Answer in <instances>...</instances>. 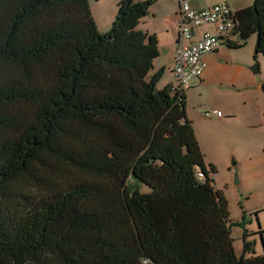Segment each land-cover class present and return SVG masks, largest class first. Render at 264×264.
Returning a JSON list of instances; mask_svg holds the SVG:
<instances>
[{"label":"trees","instance_id":"trees-1","mask_svg":"<svg viewBox=\"0 0 264 264\" xmlns=\"http://www.w3.org/2000/svg\"><path fill=\"white\" fill-rule=\"evenodd\" d=\"M89 3L0 0V264H264L246 231L234 253L185 92L150 75L155 0H120L103 34ZM234 19L221 46L255 34L264 58V0Z\"/></svg>","mask_w":264,"mask_h":264},{"label":"rangeland","instance_id":"rangeland-1","mask_svg":"<svg viewBox=\"0 0 264 264\" xmlns=\"http://www.w3.org/2000/svg\"><path fill=\"white\" fill-rule=\"evenodd\" d=\"M228 1L235 10L252 5V0ZM106 3L107 0H99L94 8L101 11ZM236 43H240V38ZM255 44L254 34L243 47L225 52V57L221 54L220 64H211L201 79H192L185 90L186 117L192 123L205 165H212L216 171L211 175L213 187L223 194L229 218L237 224L231 229L237 257L244 231L255 242L257 253L264 247V58L258 54L254 60ZM256 63L258 73H253L251 68ZM240 64L247 69L244 82L242 78L232 80ZM153 66L150 75L164 66L157 89L175 85L166 56L158 57ZM212 112H219L222 122L208 116ZM257 230L262 231L261 237L254 236Z\"/></svg>","mask_w":264,"mask_h":264},{"label":"built area","instance_id":"built-area-1","mask_svg":"<svg viewBox=\"0 0 264 264\" xmlns=\"http://www.w3.org/2000/svg\"><path fill=\"white\" fill-rule=\"evenodd\" d=\"M177 5L174 28L176 41L171 72L175 78L172 88L185 91L192 79H199L206 67L203 57L214 53L221 44L234 43L238 39V24L235 12L226 2L202 9L193 8L188 0H170ZM204 26L212 27L213 31H203L198 38L194 30ZM208 116L220 118L219 112ZM201 177V174H198Z\"/></svg>","mask_w":264,"mask_h":264},{"label":"crops","instance_id":"crops-1","mask_svg":"<svg viewBox=\"0 0 264 264\" xmlns=\"http://www.w3.org/2000/svg\"><path fill=\"white\" fill-rule=\"evenodd\" d=\"M119 1L120 0H107L105 7L101 11H97L94 8V5L97 2H99V0L90 1L89 3L90 13L95 23L96 29L99 33H102V34L106 33L110 29L111 24L114 19V15H115V6L117 5ZM188 1L190 5L195 9L212 7L218 4V2H226L232 11L236 12L240 10V8H237V10L232 8L228 0H214L213 2H208L206 0H188ZM176 11H177V5L171 2L170 0H155V4L150 8L149 14L141 21L140 25L138 26V29L140 31L144 33H148L150 35H154L156 37L158 41V50H159L158 57L162 55L167 57V67H169L168 70L170 74L172 73L171 68H172V60H173V55H174V46H175V41H176V31L174 28V20H175ZM203 31L212 32L213 29L210 26H204L199 29H196L194 30V37L198 38L199 34ZM225 52L230 53L231 51L221 46L216 50V52L207 54L203 57V61L206 67L201 77L203 76L205 71L209 70V66L211 64L212 65L220 64L219 61L221 59L219 57L221 54L223 57H225V54H226ZM240 65L241 66L236 71V75L232 79L233 81H237L242 78L244 82L245 79L248 77L245 64H240ZM153 69H154V66H153ZM161 69L163 70L164 66ZM222 120H223V117L216 119L217 122H222Z\"/></svg>","mask_w":264,"mask_h":264},{"label":"water","instance_id":"water-1","mask_svg":"<svg viewBox=\"0 0 264 264\" xmlns=\"http://www.w3.org/2000/svg\"><path fill=\"white\" fill-rule=\"evenodd\" d=\"M256 49H257V38H256V44L254 47V54H256ZM251 71L253 73H258V64L257 63L251 68Z\"/></svg>","mask_w":264,"mask_h":264},{"label":"flooded vegetation","instance_id":"flooded-vegetation-1","mask_svg":"<svg viewBox=\"0 0 264 264\" xmlns=\"http://www.w3.org/2000/svg\"><path fill=\"white\" fill-rule=\"evenodd\" d=\"M261 233H262V231H259V232L257 231V232L254 233V235H255V236H256V235H258V236L260 235V237H261Z\"/></svg>","mask_w":264,"mask_h":264}]
</instances>
